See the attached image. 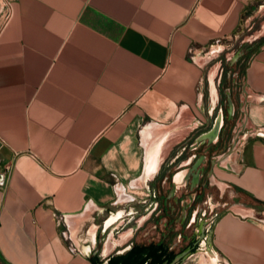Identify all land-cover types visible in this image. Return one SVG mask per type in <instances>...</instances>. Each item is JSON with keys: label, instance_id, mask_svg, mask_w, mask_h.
I'll use <instances>...</instances> for the list:
<instances>
[{"label": "crops", "instance_id": "0c3cea01", "mask_svg": "<svg viewBox=\"0 0 264 264\" xmlns=\"http://www.w3.org/2000/svg\"><path fill=\"white\" fill-rule=\"evenodd\" d=\"M257 1L0 0V264H264V42L219 59Z\"/></svg>", "mask_w": 264, "mask_h": 264}, {"label": "rangeland", "instance_id": "374dc122", "mask_svg": "<svg viewBox=\"0 0 264 264\" xmlns=\"http://www.w3.org/2000/svg\"><path fill=\"white\" fill-rule=\"evenodd\" d=\"M263 42L264 0H258L251 8L242 12L241 21L239 22L237 29L234 31L233 36L227 42H223V46H226L228 51L221 53L219 59L224 55H233L234 53L244 54V50L247 47ZM228 127L229 125H227V128ZM209 190L213 192V189L210 187ZM206 191V193H209L208 190Z\"/></svg>", "mask_w": 264, "mask_h": 264}, {"label": "water", "instance_id": "95a60500", "mask_svg": "<svg viewBox=\"0 0 264 264\" xmlns=\"http://www.w3.org/2000/svg\"><path fill=\"white\" fill-rule=\"evenodd\" d=\"M226 106H227V115H228V119L229 116L231 114L232 111V105L231 102L227 96V101H226ZM222 125V118L221 116H218L215 121L213 122V125L211 127V129L205 133L202 134L199 137V140H204L206 141L207 145L205 147V149H203L202 151V155H200L197 159V161H195V163L188 169V175L191 177V183L195 182L198 178V176L200 175V177H204V178H209L212 175L210 166H208V169H205L204 164L206 163V155L208 153H210L213 145L215 144V142L218 139V135H219V130L221 128ZM221 136H223L224 131H221ZM211 165V163H210ZM207 182V180H206ZM195 245H197V243H194ZM206 245H210V241H209V236L208 239L205 241ZM190 251V249L185 250L183 253H180L176 256L173 257L172 261L169 264H179L182 263L183 261H185V259L187 258V256L189 255L188 252Z\"/></svg>", "mask_w": 264, "mask_h": 264}, {"label": "flooded vegetation", "instance_id": "af4514ba", "mask_svg": "<svg viewBox=\"0 0 264 264\" xmlns=\"http://www.w3.org/2000/svg\"><path fill=\"white\" fill-rule=\"evenodd\" d=\"M216 147V146H215ZM209 154V153H208ZM135 247V246H131L128 250L124 251L123 253H121L120 255H116V256H113V257H121L123 258L119 264H149V262L151 261L150 257H148V254L147 253H141V254H130V252L132 251V248ZM162 247V246H161ZM164 249V247H162ZM189 248H184L183 250L179 251L178 253L174 254L172 251H169L167 249H164L163 250V254H161V257H162V262L161 264H169L173 257L175 255H178L180 253H183L185 250H187ZM194 250L191 249V251L188 252V254H190L192 251ZM162 251V250H161ZM162 253V252H161ZM173 255L172 259L170 260L169 257ZM111 257V258H113ZM109 259V258H108ZM107 259V260H108ZM146 259V261H145ZM108 261H106L104 264H107Z\"/></svg>", "mask_w": 264, "mask_h": 264}, {"label": "trees", "instance_id": "16d2710c", "mask_svg": "<svg viewBox=\"0 0 264 264\" xmlns=\"http://www.w3.org/2000/svg\"><path fill=\"white\" fill-rule=\"evenodd\" d=\"M162 250V251H161ZM163 248L160 245H149L146 247H133L132 251L130 252V254H143V253H147L148 257H150L151 261L149 262V264H161L162 262V257L161 254H163ZM162 252V253H161ZM173 257V255H171L169 257V259L171 260ZM123 258L121 257H113V258H109L107 261V264H119V262L122 260ZM146 261V259H145Z\"/></svg>", "mask_w": 264, "mask_h": 264}, {"label": "built area", "instance_id": "2783aa9c", "mask_svg": "<svg viewBox=\"0 0 264 264\" xmlns=\"http://www.w3.org/2000/svg\"><path fill=\"white\" fill-rule=\"evenodd\" d=\"M1 6H2V12L4 13L2 23H4L7 20L8 16H9V8L5 4H2Z\"/></svg>", "mask_w": 264, "mask_h": 264}]
</instances>
